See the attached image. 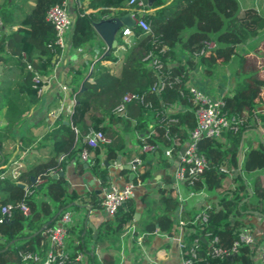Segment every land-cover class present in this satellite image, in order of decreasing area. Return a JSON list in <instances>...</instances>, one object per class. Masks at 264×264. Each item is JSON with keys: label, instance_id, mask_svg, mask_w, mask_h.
I'll return each mask as SVG.
<instances>
[{"label": "trees", "instance_id": "trees-1", "mask_svg": "<svg viewBox=\"0 0 264 264\" xmlns=\"http://www.w3.org/2000/svg\"><path fill=\"white\" fill-rule=\"evenodd\" d=\"M64 1L35 0L31 11L21 18L15 30L8 33L0 30V53L8 56L0 55V62L10 60L21 71L16 88L6 90L7 100H13L16 95L18 100H30V103L39 99V89L45 85V78L61 57V49L54 44V28L46 19V13L51 6L61 5ZM127 1L76 0L72 47L91 45L96 38L93 22L126 14L129 11ZM147 8H153L143 15L150 30L144 31L139 26L132 28V44L125 45L126 56L119 74L112 73L102 64L117 60L113 54L117 46L94 63L85 81L86 65L82 69L69 70L66 85L75 94L71 125L60 119L54 122L46 136L52 143L46 159L36 160L21 172L18 181L7 175L0 178V264H31L22 259V253L45 254L51 248L47 231L65 212L79 210L77 203H82L85 197L90 198L92 207L102 208L103 197L95 192L79 195L69 190L64 176L55 178L50 174L64 170L69 161H79L76 157L85 146L84 138L90 127L103 131L108 139L89 148L91 153L86 160L89 172L104 183L110 184V179L101 154L106 156L108 165L119 155L123 165L136 156L141 157L142 161L134 171L124 167L120 170L124 179L136 186L151 180L154 172L173 169L164 150L172 146V154L176 155L195 125L194 106L188 98V88L197 86L193 83L195 72L211 77L230 57L236 60L238 78L233 81L230 93L221 98L227 115L242 118V124L237 131L227 129L217 138L202 137L197 143V151L206 158L207 167L189 187L204 191L206 196L198 197L205 199L207 204L201 205L204 201L196 199L197 202L182 211L185 234L181 253L184 258L191 259V264H253L256 243L239 244L234 248V242L239 232L249 227L244 220L248 211L264 216V175L260 173L264 172V142L253 147L244 136L253 121L256 123L255 118L264 125V117L256 112V105L264 100V67L257 69L255 60L248 55L255 53L264 38V15L258 14L255 28L249 29L246 14L251 8L242 12L239 0H171L168 3L154 0ZM7 15L11 17L10 13ZM117 40L118 45L123 44L120 32ZM210 43L213 45L209 46ZM99 49L101 54L103 46ZM147 53L157 55L162 64L160 71L154 69L150 59H144ZM249 63L254 67H247ZM35 76L40 78L36 83L33 81ZM175 77L179 81L168 85ZM160 79L165 81V86L154 91L152 87ZM82 81L84 89L80 90ZM127 92L144 94L143 103L149 104L145 106L132 101L126 104L122 113H115ZM161 110H165L164 114ZM133 132L137 135L138 147L129 151L125 136ZM145 135L155 144L150 151L142 150L141 138ZM241 140L243 160L237 168ZM1 156L0 152V164ZM78 166L83 167L82 164ZM249 174L255 177L248 180ZM31 177L43 182L38 187L33 185L31 192L24 196L25 188L18 184H30ZM160 180L156 199L147 193L140 198L144 204L140 221L134 219L136 201L131 196L115 214L101 222L94 239L91 236L88 241L84 238L85 225L78 224V229L70 225L68 235L77 229L78 242L68 243L67 235V249L81 252L83 264H116L120 239L130 231L131 241L135 242L136 234L132 232L135 223L145 234L157 230L173 235L179 203L171 187V174L164 173ZM21 203L28 207L27 212L20 209ZM7 204L12 208L5 216L1 208ZM198 214H204L205 219L195 220ZM89 241L93 243L92 247L86 244ZM260 241L264 243V236ZM193 249L194 257L191 256ZM214 249L222 252L213 255ZM97 250L103 252L99 254Z\"/></svg>", "mask_w": 264, "mask_h": 264}, {"label": "crops", "instance_id": "crops-1", "mask_svg": "<svg viewBox=\"0 0 264 264\" xmlns=\"http://www.w3.org/2000/svg\"><path fill=\"white\" fill-rule=\"evenodd\" d=\"M34 1L35 0H8L4 2L0 0V30L6 33L15 30L21 18L31 11ZM75 1L76 0L64 1L73 21L76 17L74 8ZM170 1L171 0H164L165 3ZM146 4L149 6L148 0ZM240 4L241 11L250 9V3L247 2L246 4L240 1ZM127 9L130 11L131 8L127 6ZM255 9L256 12H260L261 15H264L263 4H261L260 7H255ZM149 10L152 11L153 8ZM9 13L11 17L7 15ZM71 33L72 26L66 33V47L61 53L58 62L51 69L49 76L45 78L46 83L42 87V94L36 102L30 103V100H18V95L13 97V100H7V96L5 95L6 90L8 87L16 88L18 82L21 80V71L18 67L14 66L13 62L10 60L0 62V152L3 155L1 156L2 164H0V169H2L1 171L7 176H10L11 169L15 167L16 164L21 165L20 171L22 172L31 167L36 160L46 159L50 153L52 144L51 140L46 138V136L49 130L54 126L56 120L60 119L63 123L71 125V115L75 105V94L72 93L69 86L66 85L69 78V70L71 68L82 69L83 66L86 65V74L83 78V81H85L90 75L94 63L105 55H108L105 54L107 46L97 33L95 41L91 45L87 44L77 49H74L71 45ZM117 36L118 33L116 35V40ZM102 46L103 50L101 54H99V48ZM113 54L117 57L116 61L107 60L103 61L102 64L112 73L119 74L126 56V50L117 47ZM0 55L8 57L6 53H0ZM196 74L200 76V73L195 72L193 83L208 89L214 96L222 97L230 93L232 86L228 83L225 85V83L222 82L225 86L223 90L221 81L211 80L210 77L203 78V76H201L203 79H200ZM83 81L80 83V87ZM216 83H218V86H216ZM122 112L123 111L115 113ZM256 112L264 117V100L256 105ZM255 119L256 123L253 121L252 126L244 133V136H246L245 140L251 141L253 147H256L260 142H264V125L262 123L260 124L257 118ZM255 126L257 128H255ZM113 128L121 132L120 129L116 128L114 125ZM125 140L126 149L129 151L135 150L138 147L137 135L134 132L127 134ZM100 157L103 165L106 164L108 168L107 177L110 179V184L104 183L102 179L90 173L87 169L86 160H82L81 157L77 156L78 162L75 160L69 161L66 168L60 170V172H63L62 176L66 178L69 184V190H74L79 195L95 192V194L101 198L109 187L115 186L117 188H123L130 182L126 181L120 174V170L128 164V161H126L125 165L122 164L121 155H119V163H117V157L116 160L109 163V165L107 164L104 154H101ZM60 159L61 157H59V160ZM78 163L82 164L83 167L80 168ZM237 168H239L238 161ZM57 173L58 172H50L52 176ZM164 173L171 174L172 168L154 172L151 180L134 187L132 197H134L136 201L134 212V219L136 221H140L144 215V204L140 201L141 196L147 193V195L156 199L158 197V186L162 181L160 179ZM260 173L264 175V172ZM252 177H255V175L249 174L248 180H252ZM16 181H18V179H16ZM41 182H43V180L36 177L34 181L31 180L30 184H22L24 188H32L33 185L38 187V184ZM39 197H41V195ZM196 199L204 201L201 205L207 204L205 199L197 196L188 201L182 211L197 202ZM77 204V206L80 207L79 210L69 211L73 219L71 225H75L77 229L79 228L77 226L78 224L81 227L85 225L86 228L82 232L84 238H86L87 241L89 236L94 239L98 234L99 225L102 221L108 219L109 216L103 208L92 207L89 197H85L82 203L78 202ZM199 205L200 202L197 203V206ZM181 213L182 212L177 210L175 214L177 225L173 235L170 236L157 230L145 234L141 231L140 225L135 223L132 228V232L136 234L135 242L133 243L131 241L132 235L130 231L120 239L121 249L118 254L119 257L116 259V264H178L181 259V249L177 241L180 231L178 222L182 218ZM244 220L249 223V227L246 229L252 236L253 243H256L257 249L253 264H259V248L263 244L260 239L264 236V216L248 211V215L244 217ZM77 229L69 233L67 238L68 243L70 241H74V243L78 242L76 239L78 235ZM86 244L88 247L93 246L91 241ZM67 245L72 246L71 244ZM97 251L99 254L103 252L100 250Z\"/></svg>", "mask_w": 264, "mask_h": 264}, {"label": "built area", "instance_id": "built-area-1", "mask_svg": "<svg viewBox=\"0 0 264 264\" xmlns=\"http://www.w3.org/2000/svg\"><path fill=\"white\" fill-rule=\"evenodd\" d=\"M127 6L130 7V16L134 20V26H139L142 30H150L149 22L143 17L144 14L150 10L147 8V4L144 0H128ZM46 19L52 24L55 31L54 44L61 49V53L66 47V33L70 30L73 19L71 18L65 3L61 5L56 4L51 6L46 13ZM133 27L123 26L119 29L123 38V44L116 45L118 48L125 49V45H131V37ZM213 44L210 43L209 46ZM163 50V49H162ZM144 59H150L154 69L160 71L162 64L159 61L157 55L147 53ZM168 75L165 74V77ZM40 80L39 76H35L33 81L36 83ZM179 81V78L175 77L174 81L167 83L168 85ZM165 86V81L160 79L158 84H154L152 89L159 91ZM43 87V86H42ZM42 87L38 91V95L42 94ZM144 94H135L133 92L125 93L120 103L115 108V112L124 111L126 104L132 101H138L141 104L147 106L149 103H143ZM188 98L191 100L194 106V119L195 125L188 132V138L183 143L182 147L178 150L176 155L172 154V146L165 148L164 156L169 158L173 164L172 169V188L175 190V198L179 203L178 211L182 212L183 207L188 201L194 197L200 196L205 197L206 193L202 190L195 191L190 189L199 175L207 167L206 158L199 154L197 151V143L200 138H217L221 135L224 130L231 129L237 131L241 124L242 118L234 115H227L224 111L225 102L221 97L214 96L208 89L200 88L198 86H190L188 88ZM165 110H161L164 114ZM174 122L175 119H169ZM143 142L142 150L150 151L155 144L149 141L148 136L141 138ZM107 136L101 130L89 128L84 138L85 146L79 153V157L82 160H87L89 156V148L96 147L99 143L107 142ZM174 144V142L172 143ZM142 159L139 156L134 157L128 164L131 165V171L141 163ZM20 164H16L11 169V178L14 180L18 179L21 171ZM4 172L1 173L0 178H4ZM136 185L127 183L123 188H117L115 186L109 187L104 193L102 200V208L105 210L107 215L111 217L117 211L118 207L122 205L125 200L133 195V189ZM187 187V188H186ZM31 192V187L25 188L24 196ZM206 205V204H204ZM20 209L23 212L28 211V207L21 203ZM12 206L7 204L2 206V215H8ZM199 218L205 219L204 214H198L195 220ZM72 214L65 212L59 221L47 231L48 241L51 248L45 253L40 254L37 252H25L21 254L22 259L25 262L30 261L31 264H83L84 255L81 252L74 253L68 250L66 247V238L68 235V227L72 224ZM179 237L177 238L179 248L182 250L183 238L185 234V223L180 219L178 222ZM216 239H213L215 241ZM253 238L246 228H243L239 234L238 239L234 242V248L239 244H252ZM222 251L214 249L212 254H220ZM75 254L73 258L71 254ZM191 256L194 257V249L191 252ZM178 264H191V259L184 258L181 253V259ZM259 264H264V243L259 248Z\"/></svg>", "mask_w": 264, "mask_h": 264}, {"label": "rangeland", "instance_id": "rangeland-1", "mask_svg": "<svg viewBox=\"0 0 264 264\" xmlns=\"http://www.w3.org/2000/svg\"><path fill=\"white\" fill-rule=\"evenodd\" d=\"M240 1L246 4L247 2L250 3L249 5H250L251 10H249L248 13L246 14L249 20V21L247 20L246 26L249 29H254L255 28V17H257L258 13H260V12H256L255 7H260L261 4H263L264 6V0H240ZM242 12H245V11H242ZM254 52L255 53L248 54L249 58L255 60L254 65L257 69H263L262 66L264 67V64H263L264 63V38L260 41L259 47L256 48ZM230 58L227 61H225V64L222 65V67H220L219 70L215 71L214 75L210 77L211 80L212 79L219 80V82L221 81V83L223 82L225 83V85L228 83L230 86H232L233 81L237 80L238 75L236 74V68H237V65L235 64L236 60L235 59L232 60V58L231 59ZM254 65L249 63L247 67H254ZM197 76L200 79L204 78V75L202 73H200V76L199 75ZM201 76H203V78ZM223 83L221 87L224 90L225 86L223 85ZM216 86H218V83H216Z\"/></svg>", "mask_w": 264, "mask_h": 264}, {"label": "water", "instance_id": "water-1", "mask_svg": "<svg viewBox=\"0 0 264 264\" xmlns=\"http://www.w3.org/2000/svg\"><path fill=\"white\" fill-rule=\"evenodd\" d=\"M153 0H148V4L151 5ZM134 20L131 18L130 13L127 12L124 15H121L119 17H112V18H105L99 21L93 22V28L96 31V33L100 36V38L105 42L107 48L105 51V54L110 53V49L115 48L117 45L116 35L119 31V29L123 26L127 27H134ZM104 54V55H105ZM84 89L83 84L80 87V90ZM69 123V122H66ZM242 144L243 141L241 140L240 146H239V153H238V166L240 167L241 161H242ZM117 163H119V156L117 159ZM126 169H131L130 164H126L124 166ZM63 172H59L55 174L53 177L62 176ZM132 176V175H131ZM130 176V177H131ZM32 181H34V178H31ZM20 187L24 188V185L19 183ZM251 213L259 214L258 212L251 211ZM95 234V232H94ZM232 255H229L228 257L231 258Z\"/></svg>", "mask_w": 264, "mask_h": 264}]
</instances>
